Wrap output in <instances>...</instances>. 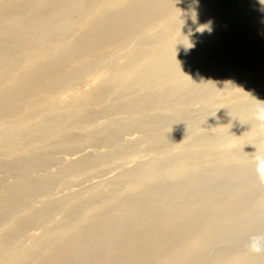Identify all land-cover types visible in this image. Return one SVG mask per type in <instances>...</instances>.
<instances>
[{
	"label": "bare ground",
	"instance_id": "obj_1",
	"mask_svg": "<svg viewBox=\"0 0 264 264\" xmlns=\"http://www.w3.org/2000/svg\"><path fill=\"white\" fill-rule=\"evenodd\" d=\"M200 2L209 6L203 18L155 61L138 67L132 87L139 93L103 110L140 115L137 130L152 133L158 144L153 149L162 157L154 158L147 172L138 168L114 178L112 186L128 184L131 190L86 222L81 214L101 197L80 202L66 197L16 219V212L28 210L47 193L51 179L14 182L0 196V225L14 219L0 234V264H10L21 250L23 259L15 264H264V253L248 250L252 236H264V187L258 184L253 160L255 148L264 151V130L222 152L215 147L184 149L167 159L168 145L159 133L174 121L147 115L159 106L182 110L194 101H210L231 79L258 78L264 72V0H0V122L13 120L11 111L22 104L81 79L115 39L145 31L150 23L167 25L159 36L166 41L177 27L178 9L186 7L182 20L190 21ZM74 33L72 50L55 55L52 50L61 49L60 43ZM41 55L46 61L38 63ZM86 58L90 62L84 65ZM13 65L20 69L14 75ZM113 77L74 106L103 102L117 81ZM27 112L30 116L38 109ZM246 128H236L235 136L244 135ZM123 130L111 124L94 138L66 136L52 149L44 143L31 164L1 161L0 172L24 175L27 168L40 169L39 157L56 150L71 153L79 142L118 147ZM7 134L0 130V147L5 149L12 145ZM202 154L211 159L199 165ZM90 163L83 157L70 171H82ZM145 175L151 180L145 182ZM55 211L62 214L59 223L28 247L17 244L30 226H45Z\"/></svg>",
	"mask_w": 264,
	"mask_h": 264
},
{
	"label": "rangeland",
	"instance_id": "obj_2",
	"mask_svg": "<svg viewBox=\"0 0 264 264\" xmlns=\"http://www.w3.org/2000/svg\"><path fill=\"white\" fill-rule=\"evenodd\" d=\"M208 7L207 3L200 2L190 21L182 20L186 7L178 9L175 15L177 27L166 41L161 42L159 36L166 30L167 25L150 23L144 25L145 31L139 29L136 34L126 35L124 40L115 39L109 47V52L100 57L95 67L81 79L63 85L51 96H41L36 101L22 104L11 111L13 120L0 122V130H8L7 136L12 143L8 149L0 147V162L5 163L20 160L25 164H31V157H37L43 149L42 144L46 143L48 148L52 149L66 136L94 138L101 135L111 124L124 129L118 147L93 146L91 142H79L78 146L75 144L76 150L71 153L56 150L46 157H39L38 163L42 164L40 169L27 168L29 170L24 175L0 172V196L6 195L9 187L16 181L35 182L38 179H51L47 193L36 199L28 210L16 212V219L27 217L45 203L53 204L66 197L72 198V202H80L88 196L97 195L102 199L95 205L88 206L80 216L81 222H86L97 210L116 204L131 190L128 184L112 186L111 181L129 170L141 168L143 173L147 172L151 161L161 156L159 151L155 152L157 149H153L158 144L154 142L155 138L150 131L137 130L140 115L112 114L103 110L139 93L134 89L135 87H132L138 67H143L160 57L170 43L189 30L194 22L203 18ZM77 34L74 33L67 41L61 42L59 45L61 49L54 48L52 52L61 56L71 51L72 41ZM46 58V55H41L37 58V62L43 63ZM83 62L86 65L90 61L86 58ZM79 69L80 66L64 76L74 74ZM115 69L121 71L113 74L112 71ZM19 70V66H11L13 75ZM113 76L117 77V81L110 86V91L103 102L96 105L74 106L76 101L92 94L96 88L113 79ZM225 88L210 101H194L182 110L159 106L147 113V115L171 118L174 121L159 133L168 145L164 153L167 159L174 157L178 150L184 149L202 151L208 147H215L222 152L249 141L256 133L264 130L258 127L254 120V109L257 106H264V72L259 73L258 78L253 80H246L243 77L231 79ZM35 109H38V112L28 116L27 111ZM244 125L247 127L244 135L235 136L236 128ZM83 157L91 160V163L82 171H70L74 162ZM208 157H210L208 154H202L196 163L201 165L205 160L211 159ZM214 158H218L217 155ZM144 180L148 182L151 177L145 175ZM106 216L108 217L109 213H106ZM61 220L62 214L53 212L45 226H30L19 236L17 244L23 249L28 247L36 237L41 236L44 231ZM13 224L14 219L2 223L0 234L11 228ZM23 251L18 252L12 264L22 261Z\"/></svg>",
	"mask_w": 264,
	"mask_h": 264
},
{
	"label": "clouds",
	"instance_id": "obj_3",
	"mask_svg": "<svg viewBox=\"0 0 264 264\" xmlns=\"http://www.w3.org/2000/svg\"><path fill=\"white\" fill-rule=\"evenodd\" d=\"M254 120L257 122L258 127L264 128V106H257L254 109ZM253 153H255L253 157L254 173L258 184L264 187V151L255 148ZM248 250L253 254L264 253V236H252L248 243Z\"/></svg>",
	"mask_w": 264,
	"mask_h": 264
}]
</instances>
